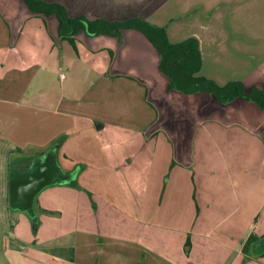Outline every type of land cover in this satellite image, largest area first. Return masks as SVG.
I'll use <instances>...</instances> for the list:
<instances>
[{
    "label": "crops",
    "instance_id": "0c3cea01",
    "mask_svg": "<svg viewBox=\"0 0 264 264\" xmlns=\"http://www.w3.org/2000/svg\"><path fill=\"white\" fill-rule=\"evenodd\" d=\"M43 1L72 19L151 23L170 0ZM196 2L205 21L215 13L242 26L214 31L207 23L204 40L191 28L168 32L169 40L195 37L201 74L219 86L264 91V0ZM74 41L60 40L56 16L0 0V140L40 150L56 142L65 174L61 159L93 163L75 177L77 188L38 195L46 222L39 239L58 240L74 264H264V254L245 248L264 237V110L169 90L159 54L137 30L120 39L80 31Z\"/></svg>",
    "mask_w": 264,
    "mask_h": 264
},
{
    "label": "rangeland",
    "instance_id": "374dc122",
    "mask_svg": "<svg viewBox=\"0 0 264 264\" xmlns=\"http://www.w3.org/2000/svg\"><path fill=\"white\" fill-rule=\"evenodd\" d=\"M196 1L197 0H170L158 9L155 15L150 19V22L154 24L162 23V25L165 26L164 28H166L167 33L170 32L171 35H173L175 31H178L179 36H183L187 34L191 28L193 31H197L202 36L203 40L204 31L200 29L201 25H206L208 23L209 28H212L214 31H221L225 28L237 29L238 26H242V21L218 19L217 17H221L222 14H219L216 17L215 13L213 14L215 17L214 20L205 21L206 13L204 10L202 11L201 7H198V2ZM190 8H193L195 11L187 13V10ZM219 8H221V5L218 6V9ZM189 16L191 18L193 17V20L191 19L192 21H190ZM246 22L247 24H251V27H254V24L259 26L262 24L261 21L252 20ZM247 28L250 27L247 26ZM256 57L257 56L254 55L252 60ZM82 62L84 66H87L90 61L89 59L82 57ZM89 84L90 81L86 84L87 90H91L88 89ZM67 136L68 135H63L60 139L65 140ZM60 139L59 141L61 142ZM83 140L86 143L90 141V138L89 136H86ZM54 143L49 145L46 149L40 150L31 147L19 148L6 140H0V264H74L65 259V257L68 256V250L60 249L61 245L58 240L53 239L51 242H48V240L44 241L42 238V242L38 237L39 230H37V232L34 231L29 217L25 213L15 212L9 208L8 179L11 166L14 165L15 167H21L23 169H14L13 172H25L26 166H29V163L31 162L34 163L36 159H42L44 157V154L42 153L48 149L50 150V148L55 145ZM85 149L88 150V146ZM86 156L87 155H85V157ZM72 160H74V157ZM83 161L86 162L87 159L85 158ZM61 163L66 170H70V173H66L69 175L70 179L65 183H68L74 188H77L78 186L75 177H78L83 170H88V168L93 165L92 160H90L89 163L87 161L86 163L80 162L72 165V162H67L61 159ZM62 181L63 179L59 182ZM63 184L64 183H59L57 185ZM39 200L40 196H37L35 208L38 215L37 218L39 219L38 228L42 229L46 222L43 217L45 213L43 214L39 209ZM63 222L67 224L66 220ZM64 223L52 221V225L60 224L62 226ZM45 230L50 234L49 228ZM62 230H67V228L63 227ZM66 238L63 239L64 242L66 241ZM262 241H264V239H262ZM262 247V242L253 245V248L257 251H260ZM187 248H189V246H187Z\"/></svg>",
    "mask_w": 264,
    "mask_h": 264
},
{
    "label": "trees",
    "instance_id": "16d2710c",
    "mask_svg": "<svg viewBox=\"0 0 264 264\" xmlns=\"http://www.w3.org/2000/svg\"><path fill=\"white\" fill-rule=\"evenodd\" d=\"M23 2L32 14L47 17L56 16L59 21L60 40H67L73 46H75L74 36L80 31H85L90 37L106 35L120 39L122 30H137L146 36L159 54V68L169 80V90L185 95L206 93L214 96L222 104H228L237 98H241L256 103L264 110V91L259 87L246 91L241 82H232L221 87L213 80L202 76V55L199 41L195 37L172 43L168 38L166 28L153 25L140 18H133L125 22H110L104 19H87L85 17L72 19L60 4L48 3L43 0H23ZM60 146L55 142L51 149H56L57 153ZM32 163L26 166V171L33 165ZM16 168L19 167L12 165L10 173ZM30 222L34 231L37 232L39 220L37 223H33L31 220ZM262 239L264 237L261 239L251 237L247 241L246 250L253 245L263 243ZM259 253L264 254L263 247Z\"/></svg>",
    "mask_w": 264,
    "mask_h": 264
},
{
    "label": "water",
    "instance_id": "95a60500",
    "mask_svg": "<svg viewBox=\"0 0 264 264\" xmlns=\"http://www.w3.org/2000/svg\"><path fill=\"white\" fill-rule=\"evenodd\" d=\"M63 179L62 182H59ZM70 179L58 164L56 149H51L36 160L25 172H12L9 178V206L15 212L25 213L37 223L35 201L46 188L65 183ZM264 248V241H263Z\"/></svg>",
    "mask_w": 264,
    "mask_h": 264
},
{
    "label": "flooded vegetation",
    "instance_id": "af4514ba",
    "mask_svg": "<svg viewBox=\"0 0 264 264\" xmlns=\"http://www.w3.org/2000/svg\"><path fill=\"white\" fill-rule=\"evenodd\" d=\"M17 169H18V170H21L22 168H16V170H17ZM15 172H18V171H15ZM11 174H12V173H10V175H11ZM9 178H10V176H9Z\"/></svg>",
    "mask_w": 264,
    "mask_h": 264
},
{
    "label": "built area",
    "instance_id": "2783aa9c",
    "mask_svg": "<svg viewBox=\"0 0 264 264\" xmlns=\"http://www.w3.org/2000/svg\"><path fill=\"white\" fill-rule=\"evenodd\" d=\"M62 78H64V75H62Z\"/></svg>",
    "mask_w": 264,
    "mask_h": 264
}]
</instances>
